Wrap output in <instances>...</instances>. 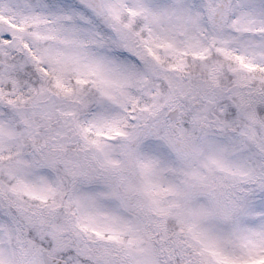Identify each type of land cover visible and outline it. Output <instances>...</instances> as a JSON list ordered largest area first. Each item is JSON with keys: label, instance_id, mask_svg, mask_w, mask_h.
I'll return each instance as SVG.
<instances>
[{"label": "snow or ice", "instance_id": "obj_1", "mask_svg": "<svg viewBox=\"0 0 264 264\" xmlns=\"http://www.w3.org/2000/svg\"><path fill=\"white\" fill-rule=\"evenodd\" d=\"M0 264H264V0H0Z\"/></svg>", "mask_w": 264, "mask_h": 264}]
</instances>
